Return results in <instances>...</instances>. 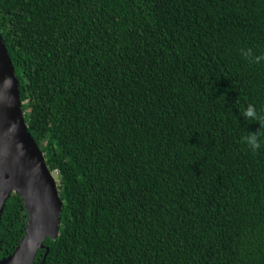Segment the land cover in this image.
<instances>
[{
	"label": "trees",
	"instance_id": "16d2710c",
	"mask_svg": "<svg viewBox=\"0 0 264 264\" xmlns=\"http://www.w3.org/2000/svg\"><path fill=\"white\" fill-rule=\"evenodd\" d=\"M0 34L63 201L32 264H264V0H0ZM25 223L11 192L0 259Z\"/></svg>",
	"mask_w": 264,
	"mask_h": 264
},
{
	"label": "water",
	"instance_id": "95a60500",
	"mask_svg": "<svg viewBox=\"0 0 264 264\" xmlns=\"http://www.w3.org/2000/svg\"><path fill=\"white\" fill-rule=\"evenodd\" d=\"M21 103L19 80L0 34V220L11 192L26 211L23 235L0 264H32L44 247L46 254L43 242L56 238L63 208L57 180L28 131Z\"/></svg>",
	"mask_w": 264,
	"mask_h": 264
},
{
	"label": "clouds",
	"instance_id": "9594fccd",
	"mask_svg": "<svg viewBox=\"0 0 264 264\" xmlns=\"http://www.w3.org/2000/svg\"><path fill=\"white\" fill-rule=\"evenodd\" d=\"M244 115L246 117H249V118H255L256 113H255V111H254V109L252 107H249L245 111ZM258 135H264V133H255V134H251V136L248 137L249 142L252 143V145H253L254 148L259 147V144L256 142Z\"/></svg>",
	"mask_w": 264,
	"mask_h": 264
},
{
	"label": "rangeland",
	"instance_id": "374dc122",
	"mask_svg": "<svg viewBox=\"0 0 264 264\" xmlns=\"http://www.w3.org/2000/svg\"><path fill=\"white\" fill-rule=\"evenodd\" d=\"M58 181V179H56Z\"/></svg>",
	"mask_w": 264,
	"mask_h": 264
}]
</instances>
